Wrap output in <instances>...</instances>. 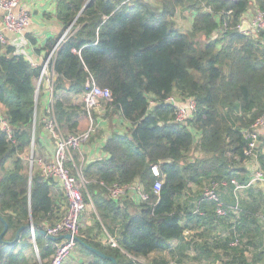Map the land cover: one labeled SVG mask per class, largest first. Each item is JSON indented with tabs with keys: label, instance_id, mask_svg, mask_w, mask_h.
<instances>
[{
	"label": "trees",
	"instance_id": "16d2710c",
	"mask_svg": "<svg viewBox=\"0 0 264 264\" xmlns=\"http://www.w3.org/2000/svg\"><path fill=\"white\" fill-rule=\"evenodd\" d=\"M124 1L55 0L63 29L43 45L46 54L56 45L50 113L38 114L41 67L0 44V118L10 129L0 128V264L50 260L58 240L38 229L61 219L67 201L29 158L44 156L38 134L48 116L65 135L86 131L82 118L95 120L77 99L89 77L111 91L103 117L126 126L105 138L106 158L81 161L75 150L67 162L86 207L81 241L63 264H114L89 247L117 264H171L161 253L173 258L190 247L221 264H264V189L249 182L255 171L264 176V131L250 154L243 134L264 113V28L239 30L251 7L264 12V0ZM177 11L190 13L188 28L177 26ZM173 94L195 102L183 122L166 102ZM113 184H136L148 198L127 189L132 194L113 199ZM211 185L222 215L203 197ZM206 224L196 237L192 230Z\"/></svg>",
	"mask_w": 264,
	"mask_h": 264
},
{
	"label": "built area",
	"instance_id": "2783aa9c",
	"mask_svg": "<svg viewBox=\"0 0 264 264\" xmlns=\"http://www.w3.org/2000/svg\"><path fill=\"white\" fill-rule=\"evenodd\" d=\"M131 0H125L124 2H130ZM249 12V11H248ZM31 14L22 5L21 0H0V44H7L5 37V32H12L16 34H21L30 25ZM249 29H263L264 28V12L258 9H254V14L250 16ZM240 28V26H239ZM67 30L60 37L59 41L64 39ZM54 47L45 56L43 64L40 68L39 76L37 77V87L41 81L48 75L47 68L54 55ZM53 82V71L49 77L48 83L50 89L52 90ZM87 91L82 94L81 100L85 104L87 110L92 109L98 104L99 99H109L111 91L108 88H102L98 86L93 78L89 77L86 82ZM167 103L173 105L176 108V119L183 122L192 111L195 109V102L192 99L186 102H181L170 96L167 98ZM52 102L46 112L50 113ZM44 128L49 134L54 142V148L52 150V155L45 159L42 157L33 158L32 155L29 158L30 164L34 161L39 167H41L45 176L54 179L64 192V196L67 201L66 211L62 218L59 219L53 225H45L43 228L48 235L59 236L61 234H70L69 238H63L58 240L54 244V250L47 264H63L64 261L72 254L76 241L73 236H78L79 234V218L82 212L85 210L86 204L83 198V193L81 188L77 185L76 177L70 172L67 162L72 159L71 153L81 147V145L87 141L89 135L92 132V121L88 129L77 135H65L60 130L55 118L53 116H48L44 120ZM0 128L5 130L8 134L10 129L6 122L0 118ZM264 131V113L260 115L251 126L250 130H245L243 132L245 138L249 140V150L248 154L255 147L258 134ZM153 175L159 176V171L156 166L151 167ZM81 182L82 179L80 178ZM161 180L158 179L154 183V192H157L161 186ZM250 183L254 184L256 182L263 183L264 176L261 172L255 171L251 178ZM239 186L236 185L235 189ZM127 189H131L140 200H146L148 195L144 193L141 188L134 184L131 187H125L117 184H113L108 187V192L111 198L117 199L132 192ZM203 197L207 200H211L218 203L217 214L222 215L223 210L220 207L219 197L215 190V185H211L203 190ZM31 238L34 240V232L31 230ZM108 242L111 246H116V241L113 237L108 236ZM36 249V247H35Z\"/></svg>",
	"mask_w": 264,
	"mask_h": 264
},
{
	"label": "crops",
	"instance_id": "0c3cea01",
	"mask_svg": "<svg viewBox=\"0 0 264 264\" xmlns=\"http://www.w3.org/2000/svg\"><path fill=\"white\" fill-rule=\"evenodd\" d=\"M21 2L31 14L30 25H28V27L21 34L5 32V37L7 43L15 47L16 53L23 55L33 67H41L45 56L47 55L46 49L43 47L45 41L51 36L61 34L63 29L61 23L54 16L55 0H21ZM248 14L249 12L243 16L242 21L246 20L248 22L250 18L249 15V17L246 19ZM52 71V68L48 66V75L45 76L38 87L37 81H35L36 87L39 89V115L42 114L43 109H45V112L47 111L53 99L52 90L50 89L48 83ZM77 99L80 100L81 97H78ZM96 114L97 117L95 118V121L98 127V135L92 140L90 139V141L83 143L81 147L77 149L79 152V160L81 161L86 162L92 161L94 159L106 158L108 155L102 149L105 138L110 136L111 130L122 132L124 130L123 128L126 126V123L119 117H114L111 119V121H109L103 117V111H101L100 114L96 112ZM80 123L81 125L83 124V126H85L87 125L88 120L82 118ZM38 138L40 139L44 149V157L51 156L53 146L49 140L50 137L45 128H42L39 131ZM250 168L252 170L256 168V165L252 160L250 161ZM52 180L53 189L56 191H61L64 196V192L61 187L54 179ZM256 183V185L264 189V182L259 184L258 182ZM208 227L209 225L206 224L199 228H194L192 232H194V235L199 238V233ZM177 244L178 242L174 241L173 245L176 246ZM212 252L220 253V250H214ZM186 255L189 257L186 258ZM70 256L73 257V255ZM161 256L163 259L168 260L171 264H221L222 260L221 257H219L217 261H215V259L212 257L208 258L206 253H200L193 247L183 250L180 253L176 251L173 258L171 257V254H167L166 252L161 253Z\"/></svg>",
	"mask_w": 264,
	"mask_h": 264
},
{
	"label": "rangeland",
	"instance_id": "374dc122",
	"mask_svg": "<svg viewBox=\"0 0 264 264\" xmlns=\"http://www.w3.org/2000/svg\"><path fill=\"white\" fill-rule=\"evenodd\" d=\"M149 1H151L152 3H154V4H156V0H149ZM254 7H251L250 8V11H249V14L247 15V17H246V19L249 17V15L250 16H252L253 14H254ZM190 21H191V15H190V13H187V12H185V13H181L180 11H177V13H176V15H175V22H176V24H177V26L178 27H180V28H182V29H186V28H188L189 27V25H190ZM39 92V89L37 90V93ZM172 97H174L175 99H177V100H179L178 99V97L176 96V95H171ZM102 102H103V100L102 99H99V101H98V104L95 106V107H93L92 109H91V111H93L94 113H96V112H98L99 114L101 113V111H102ZM97 115V114H96ZM89 125H88V123H87V126H86V128L88 127ZM85 128V130H87ZM97 127H96V121L94 120V119H92V134H94L95 132L97 133ZM48 134H49V132H48ZM90 136H91V134L89 135V139H87V141H90ZM49 137H50V141H51V143H52V146H53V148H54V142H53V140H52V138H51V135L49 134ZM87 141H85V142H87ZM84 142V143H85ZM76 154H78L79 155V152L77 151V152H75ZM72 154H73V152L71 153V157H72ZM31 155V154H30ZM40 157H42V158H44V156H40ZM50 156H47V157H45V158H49ZM141 263H144L145 261L144 260H142V261H140Z\"/></svg>",
	"mask_w": 264,
	"mask_h": 264
},
{
	"label": "water",
	"instance_id": "95a60500",
	"mask_svg": "<svg viewBox=\"0 0 264 264\" xmlns=\"http://www.w3.org/2000/svg\"><path fill=\"white\" fill-rule=\"evenodd\" d=\"M88 2H89V0H87V2H86L85 4H87ZM248 29H249V23H248L246 20L242 21L239 30L244 32V31H246V30H248ZM54 47H56V45H55ZM54 47H53V48H54ZM31 155H32V152H31ZM5 230H6V225L4 224V229H3V231L1 232V235H2V233H4ZM38 230H39L40 233H42L43 235H45V237H46L47 239L54 240V241H55V240H60V239H63V238H69V237H70V234H68V233L61 234V235H59V236L48 235V234H46L45 230H44L42 227H39ZM1 235H0V237H1ZM73 238H74L75 241H77V242H80V241H81V240L79 239L78 236H73ZM89 248H90L93 252H95L96 254H98L100 257H102V258H107V259L111 260L114 264H117L116 259H115L114 257L109 256V255H105V254H103L101 251H99L98 249H96V248H94V247H89Z\"/></svg>",
	"mask_w": 264,
	"mask_h": 264
},
{
	"label": "clouds",
	"instance_id": "9594fccd",
	"mask_svg": "<svg viewBox=\"0 0 264 264\" xmlns=\"http://www.w3.org/2000/svg\"><path fill=\"white\" fill-rule=\"evenodd\" d=\"M91 123V122H90Z\"/></svg>",
	"mask_w": 264,
	"mask_h": 264
}]
</instances>
